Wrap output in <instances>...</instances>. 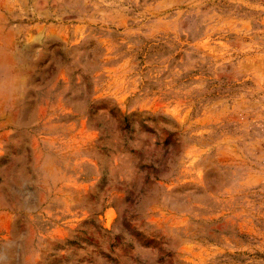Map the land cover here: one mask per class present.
Here are the masks:
<instances>
[{
  "label": "clouds",
  "instance_id": "9594fccd",
  "mask_svg": "<svg viewBox=\"0 0 264 264\" xmlns=\"http://www.w3.org/2000/svg\"><path fill=\"white\" fill-rule=\"evenodd\" d=\"M245 112L264 121V0H0V244L17 264H186L213 240L207 264H264V182L221 151Z\"/></svg>",
  "mask_w": 264,
  "mask_h": 264
},
{
  "label": "rangeland",
  "instance_id": "374dc122",
  "mask_svg": "<svg viewBox=\"0 0 264 264\" xmlns=\"http://www.w3.org/2000/svg\"><path fill=\"white\" fill-rule=\"evenodd\" d=\"M10 23V21H9ZM238 107L243 110L242 105ZM203 119L205 121H211L215 119L214 110H208L203 113ZM242 125H246V135L242 141L234 142L233 138L225 139L221 146V151L225 154L227 160L230 163H236L237 167H240L239 172L233 173L234 182L238 183L241 187L247 188L249 191L259 192V189L264 182V121L258 118V116L251 113H244L243 117H237ZM90 133L85 132L83 129L80 130L79 135L63 140V147L59 151L66 153L71 148L73 143H76L78 139H87ZM196 149L193 148L188 152L189 157L194 158ZM191 163V161H189ZM247 165L246 168L243 166ZM53 166L55 164L53 163ZM73 181L69 180V184ZM252 201V198L249 197ZM253 207H258V202L252 201ZM57 209L45 208L44 214L50 221L56 222L57 220L62 221L63 215L57 217ZM242 206L233 208L231 213L226 215H235L239 218L241 212H246ZM240 227L245 228L243 221H240ZM259 227V225H257ZM52 234H56L60 231L58 226H54L51 230ZM248 232H241L240 239L247 240ZM220 247L213 240H209L207 243L192 242L186 245V264H207V257L212 255L213 249ZM16 249L13 245L0 244V264H17L14 259ZM229 257L228 264H246L245 259L238 254H227ZM257 259H264V255L259 253L256 254Z\"/></svg>",
  "mask_w": 264,
  "mask_h": 264
}]
</instances>
